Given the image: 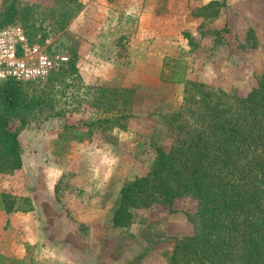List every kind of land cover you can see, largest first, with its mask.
I'll return each instance as SVG.
<instances>
[{"label":"rangeland","instance_id":"1","mask_svg":"<svg viewBox=\"0 0 264 264\" xmlns=\"http://www.w3.org/2000/svg\"><path fill=\"white\" fill-rule=\"evenodd\" d=\"M208 1L0 0V13L13 4L14 24L28 15L34 41L66 47L75 66L61 82L22 84L58 92L52 109L11 123L22 164L0 172L14 202L0 210L2 264H170L172 238L193 231L191 199L176 213L144 210L126 229L111 220L124 182L147 171L155 145L181 140L173 125L191 123L185 84L171 80L241 97L264 71V0H218L217 17L199 16ZM116 118L124 128L107 122Z\"/></svg>","mask_w":264,"mask_h":264},{"label":"trees","instance_id":"2","mask_svg":"<svg viewBox=\"0 0 264 264\" xmlns=\"http://www.w3.org/2000/svg\"><path fill=\"white\" fill-rule=\"evenodd\" d=\"M70 1L79 6L78 0ZM221 6L211 0L198 10L199 16L215 18ZM18 13L13 4L8 5L0 13V29L15 25ZM23 18L24 31L34 41L29 16ZM252 32L249 29L247 34ZM37 42L43 45L44 39ZM70 60L50 73L54 78L49 75L45 80L58 83L64 75L75 73ZM34 82L39 81L0 83V172L19 170L22 164L18 133L11 123L24 126L33 112L53 108L55 99L49 94L58 91L52 86L48 91L47 87L25 90ZM171 82L185 84L184 102L193 105L188 112L191 123L173 125L174 135L181 140L168 151L154 144L147 171L124 182L112 228L126 229L140 212L156 206L179 212L173 209L175 203L188 198L194 202V212H184L193 231L172 238L170 264H264V71L256 86L241 97L189 82L183 73L174 74ZM117 119L107 122L120 125ZM13 204L11 197L0 193V210L10 212ZM3 260L0 255V264Z\"/></svg>","mask_w":264,"mask_h":264},{"label":"built area","instance_id":"3","mask_svg":"<svg viewBox=\"0 0 264 264\" xmlns=\"http://www.w3.org/2000/svg\"><path fill=\"white\" fill-rule=\"evenodd\" d=\"M69 60L66 47L48 50L45 45L29 41L21 26L0 29V83L42 81Z\"/></svg>","mask_w":264,"mask_h":264},{"label":"crops","instance_id":"4","mask_svg":"<svg viewBox=\"0 0 264 264\" xmlns=\"http://www.w3.org/2000/svg\"><path fill=\"white\" fill-rule=\"evenodd\" d=\"M209 2V1H208ZM252 26V25H251ZM252 28H255L254 26H252ZM260 39H258V42H259Z\"/></svg>","mask_w":264,"mask_h":264}]
</instances>
